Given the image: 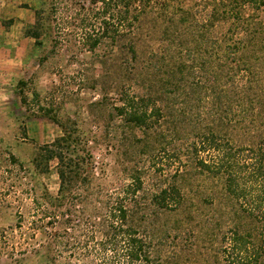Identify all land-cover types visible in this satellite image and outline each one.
I'll return each instance as SVG.
<instances>
[{"label":"trees","instance_id":"trees-1","mask_svg":"<svg viewBox=\"0 0 264 264\" xmlns=\"http://www.w3.org/2000/svg\"><path fill=\"white\" fill-rule=\"evenodd\" d=\"M69 1L36 0L32 7L34 18L25 35L37 46L46 38L52 42L39 58L41 63L59 44L58 14ZM88 1L95 15L92 29L83 32V43L94 53L109 48L113 56L96 53L104 67L96 85L110 80L90 103L96 117L104 118L103 137L126 146L125 157L141 154L153 161L154 150H165L163 141L171 135L182 140L175 148L182 167L171 175L174 182L149 197L142 193L137 167L127 183L110 189L98 180L89 132L59 108L38 104L35 114L56 124L60 134L39 147L33 167L46 173L54 161L59 183L56 195L44 193L40 220L31 222L34 242L26 259L32 264L35 257L42 264H168L169 257L158 251L141 220L152 208L179 205L180 180L192 171L222 182L224 194L237 203L238 219L258 221L255 228L230 229L224 264H264V145L235 143L229 133L236 122L264 107V88L257 85L264 79L259 76H264V17L258 13L264 12V0H210L200 18L187 0ZM154 3L158 50L140 55L134 28ZM120 56L133 68L119 65ZM214 61L218 66L211 73ZM26 85L24 79L16 83L22 103L28 100ZM110 93L115 94L111 101ZM234 98L237 105L231 103ZM22 260L21 256L16 262Z\"/></svg>","mask_w":264,"mask_h":264},{"label":"rangeland","instance_id":"rangeland-1","mask_svg":"<svg viewBox=\"0 0 264 264\" xmlns=\"http://www.w3.org/2000/svg\"><path fill=\"white\" fill-rule=\"evenodd\" d=\"M187 2L199 18L210 7V0ZM35 4L36 0H0V264H18L16 260L21 256L20 264H32L26 259L31 253L29 245L34 242L31 222L42 215L44 193L57 194L59 178L55 162L46 173L33 167L39 147L60 134L56 124L35 114L38 104L48 103L59 108L89 132L98 180L110 189L127 183L131 169L137 167L142 175V193L149 197L162 185L174 182L176 178L171 175L178 165L182 167L175 157V148L182 140L171 135L163 141L165 150H154L153 161L141 154L125 157L126 146L119 144L116 138L107 141L103 137L104 118L96 117L90 103L101 96L100 87H108L110 80L96 85L104 72V67L96 60V53H105L109 58L113 56L109 48L101 47L94 53L83 43V32L92 29L90 23L95 15L89 9V1L70 0L68 7L60 6V32L57 35L61 39L42 63L39 58L51 49L52 42L46 38L41 46H37L33 38L25 35L27 24L34 18L32 7ZM157 6L154 3L143 13L134 28L133 37L140 55L158 50V23L153 22L159 20ZM258 13L264 17L263 11ZM10 19L12 22L6 24ZM142 57L145 56L138 61L141 65ZM112 63L113 60H109L107 65L112 67ZM118 64L124 69L133 68L126 57ZM214 64L211 73H215L218 66L215 61ZM259 76L264 78L262 74ZM19 79L27 82L24 89L27 103L21 102L16 87ZM257 85L264 88V79ZM114 97L115 94L107 95L110 101ZM231 103L237 105L235 98ZM229 133L235 143L264 145V107L248 114L240 123L236 122ZM180 185L181 203L172 209L152 208L151 214L141 220L142 227L154 237L158 251L169 257L168 264H224L223 249L229 245L225 237L237 225L255 228L258 221L254 223L244 216L238 219L237 203L224 194L218 179L189 171L180 180ZM38 237L42 238L40 234ZM40 248L43 250L42 246ZM33 263L42 264L37 257Z\"/></svg>","mask_w":264,"mask_h":264},{"label":"crops","instance_id":"crops-1","mask_svg":"<svg viewBox=\"0 0 264 264\" xmlns=\"http://www.w3.org/2000/svg\"><path fill=\"white\" fill-rule=\"evenodd\" d=\"M1 60H3V59H1ZM6 61V60H5Z\"/></svg>","mask_w":264,"mask_h":264}]
</instances>
